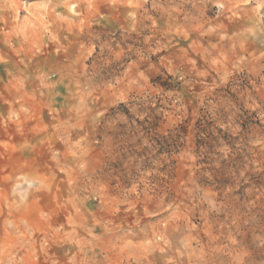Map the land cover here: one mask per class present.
Listing matches in <instances>:
<instances>
[{
	"label": "rangeland",
	"instance_id": "obj_1",
	"mask_svg": "<svg viewBox=\"0 0 264 264\" xmlns=\"http://www.w3.org/2000/svg\"><path fill=\"white\" fill-rule=\"evenodd\" d=\"M0 264H264V0H0Z\"/></svg>",
	"mask_w": 264,
	"mask_h": 264
}]
</instances>
